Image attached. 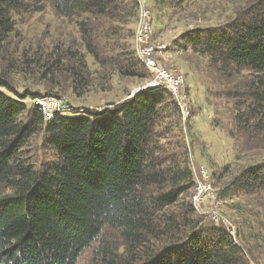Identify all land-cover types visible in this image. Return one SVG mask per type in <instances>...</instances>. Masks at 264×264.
<instances>
[{"label":"trees","instance_id":"trees-1","mask_svg":"<svg viewBox=\"0 0 264 264\" xmlns=\"http://www.w3.org/2000/svg\"><path fill=\"white\" fill-rule=\"evenodd\" d=\"M117 2L0 0V48L15 31L16 16L41 11L43 4L64 17L116 16ZM184 37L220 73L246 79L240 91L230 92L237 100L238 128L249 134L264 131V0L253 1L224 26L193 30ZM88 46L92 52V43ZM74 57L71 52L67 62ZM77 60L83 74L85 58L80 54ZM72 73L75 84H88L78 70ZM4 89L16 92L0 76V182L13 189L0 196V264H77L106 227L120 231L131 254L168 233L160 234L156 224L162 209L178 204L196 181L188 167L172 170L168 181L157 167L154 128L161 106L173 97L167 89L149 87L112 107L73 115L55 112L50 119L38 104L29 106ZM42 130L54 159L35 169L22 149ZM161 184L168 185L155 189ZM262 190L264 161L244 168L223 196ZM184 203L182 214L167 215L168 228L179 235L145 250L138 264H247L231 231L204 225L193 217V200ZM113 254L101 245L93 264H135L116 261Z\"/></svg>","mask_w":264,"mask_h":264},{"label":"rangeland","instance_id":"rangeland-1","mask_svg":"<svg viewBox=\"0 0 264 264\" xmlns=\"http://www.w3.org/2000/svg\"><path fill=\"white\" fill-rule=\"evenodd\" d=\"M253 1L118 0L116 16L74 17L61 16L43 4L41 11L16 16L15 31L0 48V76L8 78L16 92L4 90L16 99L23 97L29 106L38 104L37 98L55 97L64 106L60 113L73 115L86 109L112 107L149 88L152 73L144 65L135 66L142 61L136 52V35L144 11L152 26L150 43L155 49L165 46L153 51L156 59L184 77L185 114L170 97L169 103L161 106L152 144L157 167L167 173V181L172 170L187 167L196 181L178 204L162 209V217L156 224L160 234L168 233L136 247L131 254L125 251L120 231L106 227L100 239L82 252L77 264L95 263L94 253L101 245L110 248L116 261L140 263L145 250L153 245L162 246L179 235L168 228L167 215L182 214L186 208L184 202L192 203V200L194 218L204 225L231 231L243 249L247 264H264V190L223 196L230 180L244 168L264 161V131L249 134L238 128L237 100L230 94L240 91L246 79L220 73L218 66L192 48L184 37L193 30L224 26ZM70 51L76 57L67 62ZM80 54L87 64L83 74L77 60ZM73 70L85 77L86 86L74 83ZM27 94L30 95L26 97ZM47 138L42 130L31 136L22 149L23 157L35 169L54 159ZM202 169L207 171L212 191L196 207L194 195ZM182 185L188 184L185 181ZM12 191L0 182V196Z\"/></svg>","mask_w":264,"mask_h":264},{"label":"built area","instance_id":"built-area-1","mask_svg":"<svg viewBox=\"0 0 264 264\" xmlns=\"http://www.w3.org/2000/svg\"><path fill=\"white\" fill-rule=\"evenodd\" d=\"M151 33L152 26L149 24L148 13L144 11L136 35L137 56L141 58V62L152 73V79L149 86L167 89L176 99L178 105H180L183 113L185 114L187 107V97L182 91L184 87L183 73L160 65L153 54V51L160 50L165 46L159 45L155 49V46L149 41ZM37 99H39L38 105L40 109H42L47 119H50L55 112H62L64 109L62 101L57 100L55 97H42ZM207 179V171L202 169L200 180L197 185V191L194 195L196 207L200 205V202H202L203 196L209 194L212 191L211 184Z\"/></svg>","mask_w":264,"mask_h":264},{"label":"bare ground","instance_id":"bare-ground-1","mask_svg":"<svg viewBox=\"0 0 264 264\" xmlns=\"http://www.w3.org/2000/svg\"><path fill=\"white\" fill-rule=\"evenodd\" d=\"M202 186V185H201ZM199 196V195H198Z\"/></svg>","mask_w":264,"mask_h":264},{"label":"water","instance_id":"water-1","mask_svg":"<svg viewBox=\"0 0 264 264\" xmlns=\"http://www.w3.org/2000/svg\"><path fill=\"white\" fill-rule=\"evenodd\" d=\"M134 94H135V93H134ZM134 94H133V95H134Z\"/></svg>","mask_w":264,"mask_h":264}]
</instances>
